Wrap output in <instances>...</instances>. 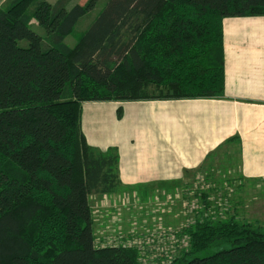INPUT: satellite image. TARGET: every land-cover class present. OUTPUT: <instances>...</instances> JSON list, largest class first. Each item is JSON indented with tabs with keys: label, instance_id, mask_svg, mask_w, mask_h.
<instances>
[{
	"label": "trees",
	"instance_id": "trees-1",
	"mask_svg": "<svg viewBox=\"0 0 264 264\" xmlns=\"http://www.w3.org/2000/svg\"><path fill=\"white\" fill-rule=\"evenodd\" d=\"M98 1L0 5V264H139L95 242L90 197L120 181L116 151L86 142L82 104L221 97L223 19L264 16V0H105L68 46ZM187 235L171 264H264V226L202 218Z\"/></svg>",
	"mask_w": 264,
	"mask_h": 264
},
{
	"label": "crops",
	"instance_id": "crops-1",
	"mask_svg": "<svg viewBox=\"0 0 264 264\" xmlns=\"http://www.w3.org/2000/svg\"><path fill=\"white\" fill-rule=\"evenodd\" d=\"M222 26L223 96L82 104L87 144L116 151V192L184 186L191 173L210 174L232 150L242 179L264 180V16L227 17Z\"/></svg>",
	"mask_w": 264,
	"mask_h": 264
},
{
	"label": "rangeland",
	"instance_id": "rangeland-1",
	"mask_svg": "<svg viewBox=\"0 0 264 264\" xmlns=\"http://www.w3.org/2000/svg\"><path fill=\"white\" fill-rule=\"evenodd\" d=\"M4 1L0 0V5ZM87 1L72 0L69 6ZM104 2L99 0L78 21L74 32L65 39L68 46L76 44V35L89 26ZM33 29L44 34L38 26ZM237 155L232 150L228 157L218 159L207 170L210 174L197 170L187 177L184 186L175 185L167 192L118 191L91 195L92 228L97 246L135 249L139 264H171L189 247L187 228L202 218L213 221L234 218L264 226V180L242 179L237 170Z\"/></svg>",
	"mask_w": 264,
	"mask_h": 264
}]
</instances>
